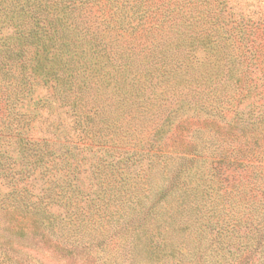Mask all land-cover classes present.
I'll use <instances>...</instances> for the list:
<instances>
[{
	"label": "trees",
	"instance_id": "trees-1",
	"mask_svg": "<svg viewBox=\"0 0 264 264\" xmlns=\"http://www.w3.org/2000/svg\"><path fill=\"white\" fill-rule=\"evenodd\" d=\"M217 2L214 8H210L215 19L213 32L221 41H232L229 45L233 47L224 53L227 62H222L219 55L213 59L222 63L213 85V97L207 103L200 101L191 106L195 108L193 112L203 110L204 114L202 127L193 129L191 137L196 141L201 128L217 132L224 130L226 134L227 127L235 124V117L239 119L241 129L247 130L235 140L236 144L222 147L216 155L201 156L197 151L179 155V159L189 165L179 163L175 176L165 178L151 189L149 206L145 207L143 200L137 202L141 203L137 213L143 212L144 216L127 232L133 236L134 247L140 252L152 246L149 252L156 264L161 262L159 255H162V264H174V259L187 261L196 250L208 255L210 264L236 260L243 264L253 252L258 256L251 264L257 261L264 264V24L250 23L244 16L235 18L230 0ZM113 3V0H0V169L6 164L9 169L8 173L0 171V182L4 181L12 188L18 185L24 190L25 184L33 185V180L40 179L44 184L42 189H50L56 186L59 178L60 190L66 191L73 185L71 193L86 202L83 194L79 195L78 184L72 182L69 172L60 171V166L55 167L57 177L53 176V171L48 172L43 163L40 173L28 170L39 168L38 163L46 154L67 159L79 153L86 155L88 150L93 151L90 156H97L96 161L100 162L90 167L93 176L100 181L104 175L98 168L102 171L109 169L113 174L120 160L128 163L137 159L151 170L166 156L171 157L172 154L154 148V134L149 133L150 145L147 140L148 146L142 145L140 151L129 149L135 146L133 144L126 146L111 141L115 135L109 117L96 106L88 111L78 107L84 102L85 77L77 72L76 62L86 57L85 46L89 52H95L92 49L99 45V38H103L100 30L91 31L78 20V16L83 9ZM145 3L147 0H136L134 4L133 0L121 1L120 11L127 8L128 13L142 19L140 23L131 19L120 21L121 32L137 31L143 24L159 27L170 21L167 14L161 17L162 12L154 15H150L152 10L149 13V9L138 12ZM102 13L98 14L99 20L102 25H108L109 21ZM193 18L185 24L187 29L196 24ZM168 25L181 29V24L169 22ZM194 40V36L188 35L185 42L189 46L190 43L195 45ZM207 54L208 51H204L203 56L202 52L199 54L192 48L187 51V58L207 61L210 60ZM121 55L123 53H119V57ZM75 59L79 60L74 62ZM225 96H228L227 108L223 102ZM178 103L179 106L169 115L171 120L176 116L180 119L188 116L185 111L187 106L189 108V101L180 100ZM224 110H230L232 116L226 117ZM254 112H258L257 115ZM42 119L47 124L48 133L33 134L31 123ZM190 141L197 147L195 141ZM33 158L36 161L33 162ZM50 162L55 166L59 160L56 164L54 160ZM237 170L247 173L253 189L245 190L244 178L234 179L232 190L250 201L241 217L235 214V209L230 214L219 212L214 203H208L203 194L208 192L210 184L204 182L202 188L201 183L203 172L223 181ZM124 177L121 176L120 181ZM11 180L14 185L10 184ZM94 180L92 193H95L94 203L97 205L106 190L101 181L97 184ZM12 188L10 192L14 193ZM158 203L166 204H160L159 208ZM75 208L77 212L79 207ZM184 218L196 222L197 233H200L196 247H190L188 253H181L177 246L180 239H174V235L181 236ZM35 222L37 224V220Z\"/></svg>",
	"mask_w": 264,
	"mask_h": 264
},
{
	"label": "rangeland",
	"instance_id": "rangeland-1",
	"mask_svg": "<svg viewBox=\"0 0 264 264\" xmlns=\"http://www.w3.org/2000/svg\"><path fill=\"white\" fill-rule=\"evenodd\" d=\"M121 1L124 0H113V5L83 9L78 16L83 25L91 31L100 30L103 35L98 40L99 45L92 49L95 52H89L85 46L86 57L80 58L82 61H74L78 65L77 72L85 77L84 102L78 107L88 111L96 106L109 117L115 135L111 141L126 146L133 144L135 146L129 149L140 151L142 145L148 146L147 140L150 145L151 140L147 138L150 133L156 138L154 148L172 155L166 156L165 161L162 160L151 170L137 159L128 163L120 160L119 167H116L118 170L115 169L113 174L109 169L102 171L98 168L99 173L104 175L100 179L102 183L93 176L90 168L100 162L96 161L97 156H90L93 151L90 153L88 150L86 155L79 153L67 159L46 154L38 163L39 168L28 170L40 173L43 163L47 171H53V176L57 177L55 167L60 166V171L69 172L72 182L78 184L79 195L83 194L86 202L71 193L73 185L66 191L60 190L59 178L56 186L50 189H42L44 184L40 179L33 180V185L25 184L24 190L18 185L14 189L4 181L0 182V264H156L149 252L152 246L140 252L138 247H134L133 236L127 232L144 216L143 212L140 215L137 213L141 204L137 202L143 200L146 203L142 204L149 206L151 189L165 178L175 176L179 163L189 165V162L179 159V155L194 151L201 156L216 155L222 147L236 144L235 140H239L238 137L247 130L244 127L241 129L239 119L235 117V124L227 127L226 134L224 130L217 132L201 128L196 141L191 137L193 129L202 127L201 117L204 116L203 110L193 112L195 108L191 106L200 101L207 103L213 97V85L222 65L213 59L219 55L222 62H227L224 53L233 47L229 45L232 41H221L213 32L215 19L210 8L217 5V0H147L138 12L142 9H149V13L152 10L150 15L162 12L161 17L167 14L170 21L154 28L143 24L134 32H121L120 21L131 19L140 23L142 19L128 13L127 8L120 11ZM135 2L133 0V4ZM230 3L235 18L244 16L249 18L250 23L258 21L264 24V0H230ZM101 12L109 21L108 25L101 24L98 17ZM190 15L194 16L196 24L187 29L185 24L192 18L188 17ZM169 22L181 24V29L169 26ZM188 35L195 37V45H187L185 39ZM192 48L199 54L202 52L203 56L204 51H208L207 58L210 60L187 58V51ZM119 53L123 55L119 57ZM227 98H223L224 103ZM180 100L189 101V108L187 106L185 111L188 116L181 119L176 116L171 120L169 115L179 106ZM228 105L229 102L225 108ZM230 110H224L226 117L232 116ZM31 125L33 134L48 133L43 119ZM66 132L69 134L68 130ZM139 139L144 140L137 143ZM190 140L195 141L197 147ZM224 140H227L226 143ZM50 160L56 161L55 164L59 162L54 166ZM0 171L8 173V164ZM118 171H121L120 174ZM121 176L125 177L120 181ZM238 177L244 178L246 191L253 190L247 173L240 170L223 181L203 172L201 183L202 188L204 182L210 184L208 192L203 194L208 203H214L219 212L230 214L235 209V214L241 217L250 201L245 195L232 190L234 179ZM92 180L101 183L106 190L97 205L94 203ZM27 181L31 182V179ZM14 183L11 180L10 184ZM11 188L14 193L10 192ZM160 204L166 203H158L159 208ZM75 207H79L77 212ZM181 225V236L174 235V239H180L177 246L181 253H188L190 247H196L200 233H197V223L191 219L184 218ZM203 244L201 241V246ZM161 256L158 264L163 263ZM257 256L258 253L253 252L243 264H251ZM187 259L183 262L174 259V264H210L207 262L209 256L202 255L200 250ZM241 263L236 260L221 264ZM254 264L260 263L257 261Z\"/></svg>",
	"mask_w": 264,
	"mask_h": 264
}]
</instances>
